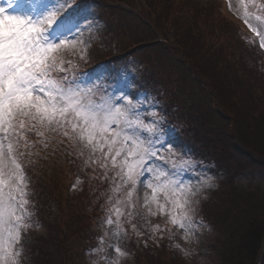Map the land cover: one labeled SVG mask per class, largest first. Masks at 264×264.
<instances>
[{
	"label": "snow or ice",
	"instance_id": "1",
	"mask_svg": "<svg viewBox=\"0 0 264 264\" xmlns=\"http://www.w3.org/2000/svg\"><path fill=\"white\" fill-rule=\"evenodd\" d=\"M240 8L239 18L264 49V0H240ZM100 27L90 15L73 10L72 0H0V264H18L23 255L16 245L31 227L33 213L22 161L36 142L48 148L46 136L66 142L69 155L82 158L85 169L102 170L110 184V207L100 227L111 229L115 238L128 234L125 223L142 235L137 218L150 224L151 217H167V224L183 230L185 240L203 226L194 220L200 203L196 196L199 185L210 187L212 178L189 153L177 155L182 146L170 135L155 97L137 91L134 70L122 84L100 83L101 77L78 71L66 58L85 60L97 37L85 43L84 33ZM30 135L37 141H30ZM81 183L78 179L74 188ZM151 232L152 239L158 232L172 234L159 224ZM108 235L104 231L87 250L88 264H119L127 255L111 243L115 257L106 254Z\"/></svg>",
	"mask_w": 264,
	"mask_h": 264
},
{
	"label": "trees",
	"instance_id": "2",
	"mask_svg": "<svg viewBox=\"0 0 264 264\" xmlns=\"http://www.w3.org/2000/svg\"><path fill=\"white\" fill-rule=\"evenodd\" d=\"M146 2L155 10L170 8L171 15L167 17V23L169 22V25L177 23L173 26V36L178 39L177 42L182 43L181 39L183 41V45L179 44L171 51L177 55V58L181 57L178 59L180 64L178 68L187 73L186 80L194 86L189 91V83L179 78L185 74L184 72H180L174 79L169 77L164 81V95L161 96L157 90L154 91L164 104L162 109L164 116L169 123L179 126L180 130L184 131L188 152L191 151L196 158L211 166L210 171L222 181L220 188L206 199L205 211L202 210L205 222L220 232V236L216 238L217 259L222 264H260L261 262L264 264V192L251 186L232 188L228 185L232 178L240 173V175L245 174L246 170L235 171L237 167L228 173V169H221L219 163L234 150L237 151L236 154L228 157L234 163L233 166H238L243 149L228 140L225 131L227 126H223L222 121L217 123L214 118L216 116L225 120L226 117H231L234 122L233 134L238 139L264 142V137L258 136V130L262 128L264 134V111L258 110L263 105H257V101L260 102V91L255 88L256 81L252 76L254 73H260L262 77L264 75L261 54L255 47L254 39L249 37L239 24L230 21L220 7H217L216 14L209 7L200 10L199 5L193 0H143L144 4ZM211 2L217 1L211 0ZM148 20L151 25L155 22L152 18ZM222 22L225 24H220ZM229 22L232 24H226ZM153 29L168 40L166 34L169 32L159 27ZM113 33L115 35L112 30V35ZM153 35L152 30H149L142 38L147 36L149 37L147 39H150ZM112 39L114 40L112 44L106 39V42L99 46L100 51L106 53L103 57L98 54L99 57L112 58L117 53L114 52L115 50L121 51L118 49L121 43L118 41L121 40ZM243 44L245 48H242ZM250 55L255 57L254 62L251 61ZM199 77L206 84L205 89L197 87L198 84L201 85ZM200 101L208 103L212 115L205 112V106L200 104ZM192 106L194 109L191 108ZM237 121L246 125L245 131L240 133L241 136L236 132ZM193 130L199 131L197 136L192 137L190 134L187 136V133ZM49 138L51 142L48 148L45 149L36 142V146L30 149L32 154H26L22 161L31 184L29 188L32 205L30 211L33 213L31 225L33 228L43 227L45 231L32 230V236L29 237L31 239L27 240L25 247V262L41 264L40 260H42V264H81L80 259L85 252L83 248L90 245L91 235L80 249L78 244L82 241V235L88 233L87 229L92 227L95 216L99 215L100 206L105 204L104 195L109 188V182L98 178L97 175L91 176L90 170V176L96 179H90L89 176L82 174L83 178L80 180L83 183L78 186L77 196L72 199L70 196L66 198L65 191L69 186L66 181H70L73 177L75 183L79 177H76L74 172L82 166L80 161L76 160L77 156L74 152L69 155L70 148L65 147L66 142L58 144L56 140ZM28 139L37 141L32 135L28 136ZM72 156L75 159H72ZM249 158L247 163L252 164L254 158L251 156ZM41 166L48 167L52 172V181L49 184L45 178L50 176L47 175L49 169ZM226 178L229 179L228 182L225 181ZM43 196L48 202L42 199ZM92 198L95 208L90 207ZM213 201L214 206L211 205V208L216 207L218 212L209 215L208 206ZM220 210L222 216L219 214ZM131 234L133 236L135 233ZM164 242L165 244L163 242L152 244L151 252L148 248L146 251L143 250L144 252L137 250L136 245L142 247L143 240L134 243L136 245L132 246L133 251L136 250L135 257L138 263L169 264L168 261V263L161 261L164 255L170 258L171 262L176 261L172 249L168 247L166 240ZM226 247H229L228 258L224 256Z\"/></svg>",
	"mask_w": 264,
	"mask_h": 264
},
{
	"label": "rangeland",
	"instance_id": "3",
	"mask_svg": "<svg viewBox=\"0 0 264 264\" xmlns=\"http://www.w3.org/2000/svg\"><path fill=\"white\" fill-rule=\"evenodd\" d=\"M193 1H195V4L199 5L200 10L201 9L203 10L204 8L208 9L207 7H209L211 10H213L214 13L217 12V7H220L221 9H223V5H224L226 8V11H224L225 13L223 14L230 21L234 22L232 18L234 20L242 21V19L239 18L243 12V9L240 8V0H216L217 1L216 3H212L211 0H193ZM257 2H261V0H257ZM214 7H215V10H214ZM72 9L75 11L83 12L87 15H90L93 18V22L98 23L101 26L99 32L93 29L92 34L95 35L97 39H94L91 42H94L95 40L100 41V39H105V40L108 39L107 41L109 42V44L110 43L112 44V42L114 41L112 38H115V39L121 40V41H118V42H121L119 43L120 47L118 49L123 50V51H130L132 53V54L127 55L126 56L127 58L123 56L124 59L118 62V64H113L111 62L108 65L104 62L103 65L101 64L99 66H92V69L89 70L92 72V75L101 77V80L99 81L100 83H106V84L121 83L122 84L124 82L123 78L125 77V75H127L129 79L132 78V74L129 73V70L130 69L134 70V75L137 81V91L143 95H151L152 97H155V99L159 102V110L162 109L163 103L155 92L158 91L160 95L163 96L165 92V88L163 87V82L167 81L169 77L174 79L175 77H177V75L180 72L181 73L184 72V71H181L180 68H178L180 66V64L178 63V59H180L181 57L177 58L176 57L177 55L171 51L173 47L179 44H182L183 41L181 39L182 43H180L179 41L177 42L178 39L175 38V36H173L174 35L173 26H176L177 23L176 25L175 23L174 25H169V22L167 23V17L171 15L170 8L164 7L161 10L160 8L159 10H155V9H152L147 2L144 4L143 0H72ZM149 18H152V21H155L152 25L149 23V20H148ZM220 24L224 25L225 23L222 22ZM226 24H232V23L229 22ZM154 27H159V29L163 28L164 31L169 32L170 34L169 33L166 34L168 35L167 36L168 40L164 39L165 38L164 35H163L164 37L163 38L162 35L153 31ZM112 30L115 32V35L113 33L114 36L112 35ZM149 30H152V32L154 33L152 38H150L151 40L147 39L149 38L147 36H144L142 38L144 33L145 35H147ZM92 34L87 31L84 33L85 43H88L87 37ZM255 37H256V48L259 51V53H261V57H260L262 61L261 63L264 64L263 62L264 49H261L259 47V37H257L256 35ZM94 45H95L94 43L93 44L90 43V46L88 48V55L86 56L85 60H80L78 56H74L70 54L67 55L66 58L71 59L73 63H76L79 67H81L85 63L89 64L88 66H90L91 64H94L92 61L94 51H96L95 54L97 53V56L99 54L101 57H103L106 54L104 51H100L101 49L99 50L95 49L96 47H94ZM114 45L116 46V43ZM245 47H246L245 44H243L242 48H245ZM114 52H118V51L115 50ZM254 58H255L254 56L250 55V59L252 62L255 61ZM142 62H144V64L146 65V69H148L147 72L145 73H142V69H143ZM186 65L188 66V64ZM168 69H170L171 71H167ZM255 72L257 71L255 70ZM184 73L185 74L181 75L179 78H183L185 82L189 83L188 88H189V91H191L194 86L191 85L192 83L188 82L189 80L188 81L186 80L185 76L187 75V73L186 72ZM260 75H261L260 73L258 74L254 73V75L252 74L253 78L256 81V82L254 81L255 82L254 86L260 91L259 93L260 102L258 100L257 105L258 104L261 106L263 105L262 107L260 106L261 108L258 109L262 112L264 111V100H263L264 98V79H263L264 75L263 77L262 75L261 76ZM199 80H200L201 85H199L197 82L198 84L197 87H202L205 89L206 84L203 82L202 79H200V77H199ZM193 84H194V81H193ZM148 86H150V88ZM206 91H208L207 88H206ZM253 103L255 104V102ZM200 104H203L205 106V109H204L205 112H208V114L212 115L211 110L208 107V103L206 101L205 102L200 101ZM193 107L194 106H192L191 108L194 109ZM160 115H162L161 110H160ZM162 116L164 117V115ZM214 118L217 120V123L222 121L223 126H227L225 131H227L226 135L228 137V140L234 142L235 145L237 144L239 147L243 149V152H241L240 154V157L242 158L240 159V163L238 166H233L234 163L231 160H229V157H228L232 154L234 155L236 154L237 151H234V150L231 151L232 153L228 154L219 163V166L221 169H225V170L228 169V173H230L233 168H237V167L238 169L235 171L243 172L246 170L245 174L240 175L241 174L240 173L237 176H235V178H232L233 180H231L230 184L228 185H230L232 188H236L237 186L242 187V188L251 186L252 188H255L256 190H260V192L263 193L264 192V142L262 143L260 141L259 143V142H255V140L249 141L243 138L238 139L236 138V135L234 136L233 134L234 122L231 117L229 118L226 117L225 120H223L222 118H218L216 116ZM245 126L246 125H243L242 122H240V124L238 121L236 122V132L238 135L241 136L240 133L242 131H245V128H246ZM175 131H176V128H175ZM262 132H263V128L258 130V133H259L258 136L260 138L264 137L263 136L264 134H262ZM198 133L199 131L197 132L196 130H193L191 133H187V136L190 134L192 137H194V136H197ZM170 134H172L171 136L176 141V143L182 146L180 149H176L177 155H182L183 146H184V143L182 140L183 138L177 135L175 132L173 133L170 132ZM45 139L48 140L49 143L51 142V139L48 136H46ZM52 140L55 141L54 139ZM250 156L254 158L252 164L247 163L248 158ZM190 157L192 156L190 155ZM72 159H75V158L72 156ZM77 159L80 161L79 163L81 164L82 167L80 169L78 168V170L74 172V175L76 177H79L78 178L79 180L83 178L81 176L82 174L89 176V178H91V176L97 175L98 178H102V180H104L103 176H101L102 174L101 169L96 168L95 171H93L92 168L85 169L83 167L82 158H76V160ZM67 160H68V157L66 156V161ZM191 160L197 163V165H199V163L202 162L203 165L206 166L207 176L212 178L209 181V184L211 185L210 187L207 185H199L200 191L198 192L196 196V199H198L200 203L196 207V211L194 213V220L203 221V226H198L196 231L192 233L187 240H185L184 239L185 233L183 232V230L175 228L170 224H167V217H162V216L151 217L149 218L150 224L145 223L144 220L137 218V220L134 222L137 225V231H139L142 235L136 236L134 234L133 236H131L132 231L130 230L129 226L125 223L124 227L128 229V234L126 236L121 234V237L117 239L111 235V229H107V228L102 229L100 227L101 218L106 215V211L110 207L107 203L105 205L102 204L103 207L100 206V211L102 210V214L99 216L98 215L95 216V225L93 226L92 224L93 227H90L87 229L88 233H85L82 235V241L79 242L78 244L79 249H80L85 244L86 239L90 237L91 233L97 236L95 237L96 238L95 242L83 248L85 249V252H84V256L82 255L83 258L80 259L81 260L80 263L88 264L89 257L86 255L87 250L91 247L96 246L98 243V237L102 235L104 231H108L109 235L108 237H106L105 244L103 246L105 248L106 254H108L109 256L113 258L115 257L114 251L111 248H108V244L110 243L118 244L121 250L127 253L125 257L120 259L119 264H139L137 261V257H135L136 250L133 251L132 245H136L134 243L141 242L142 240L144 242V245L142 247L136 245L137 250L141 252H144L148 249H149L148 251L151 252L153 251L151 250L152 244L154 243L161 244V242L165 244L164 240H166L168 247L172 249L173 255H175L176 261L173 262L172 260L171 262V259L168 258L166 255H164L161 261H165V262L168 261L169 264H222V263H219L217 259L218 246H216V238L217 236H220L219 234L220 232H217L216 228L213 229V227H211L209 223L205 222V220L203 219V215H202V210L204 212L206 209V205H204L206 199L210 198V195L213 192H215L217 188L218 189L220 188L222 181L220 178H218L216 174L214 175L213 173H210L211 166H209L208 164H204L202 160H199L197 158H193ZM42 168L49 169L46 166ZM90 170L92 171L90 172L92 174L91 176L89 173ZM47 173H48L47 175L50 174V176H47L45 178L49 184V182L52 181L51 180L52 172L49 169ZM72 178L73 177H71V179ZM186 178L193 179V177L191 176H188ZM196 179H198V177ZM228 180H229L228 178L225 179V181L227 182ZM68 181L69 180L66 181V184L70 185ZM28 184H29V188H31V184L29 180H28ZM56 185L60 186L59 183H56ZM74 185H76V182L74 184L72 182V184L68 186V190H67L68 192L65 191L66 198L70 196L71 197L70 199H72L77 196V190L79 189V187L77 186L74 188ZM196 186L197 185H194V187ZM109 188H110V184H109ZM109 188L106 190L105 195H104L105 202L107 200L108 195L110 194ZM43 192H44V189H43ZM139 195L141 197L143 196V190H140ZM42 199L45 202H48L45 196H43ZM51 205L53 206V203ZM90 205H91L90 207L95 208L94 198H92ZM211 205L214 206V201L212 202V204L208 206L209 215H211V213L218 212L217 208L216 207L211 208ZM54 209L56 211V207H54ZM219 214L222 216L223 214L222 210L219 211ZM122 223H123V219H122ZM156 224H159L161 229H164L166 227L169 228L168 226H170L172 234L170 235L168 232H158L155 234L156 238L152 239L153 234L151 232V226L156 225ZM31 230H32L31 227H29L26 230V233L22 234V239L20 243L16 245L17 249L22 248L23 250V255L19 259L18 264H35L34 262L26 263L24 261V257H25L24 251L28 243L27 240L31 239L29 237L32 236ZM34 231L45 232L43 227H38ZM177 244L180 245V248L175 247V245ZM181 249H183V251H181ZM228 251H229V247H226L224 256L226 255L227 258L229 257ZM185 252H187L188 254L185 255ZM101 255H104V253H101ZM92 259H98V257H92ZM40 261L42 264L43 261L42 260ZM98 264H104V261L99 260ZM260 264H262V262Z\"/></svg>",
	"mask_w": 264,
	"mask_h": 264
}]
</instances>
